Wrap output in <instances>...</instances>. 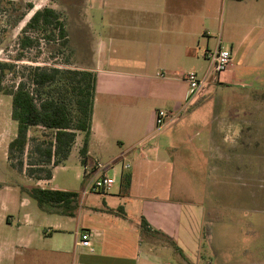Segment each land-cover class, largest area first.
<instances>
[{
	"label": "crops",
	"instance_id": "0c3cea01",
	"mask_svg": "<svg viewBox=\"0 0 264 264\" xmlns=\"http://www.w3.org/2000/svg\"><path fill=\"white\" fill-rule=\"evenodd\" d=\"M148 6L121 9L142 12V35L132 40L138 54L129 62L136 64L143 83H117L112 79L119 72L102 68L104 63L122 61H116L120 58L114 55L105 61L104 57L100 59L105 49L102 39L93 37L92 55L75 64L97 75L89 162L111 163L113 172L118 164L120 187L112 186L103 194L85 190L79 194L74 216L43 211L27 194L6 197L0 210V264H172L171 260L176 264H229L218 258L205 260L201 243L203 218L190 204L193 180L162 155L165 149L175 154L179 150L177 142L169 140L166 148L159 145L158 130L154 131L157 110L153 109L141 126L137 122L139 110L132 106L139 102L141 93L148 94L151 81L146 75L155 71L163 85L162 92L155 94L166 106L161 110L167 111L169 119L172 114H181L187 108L185 102L194 98L189 89L181 94L177 87L182 82L189 88L186 73H179L178 79L167 75L177 74L185 65L183 60L189 62V67L201 70L203 60L212 53L211 31L224 33L231 45L232 66L220 75L212 73L210 78L207 73L203 78L205 91L214 83L233 84L236 61L245 60L263 37L264 0H157ZM220 38L217 48L222 46ZM123 46L127 47L125 41ZM127 104L131 107H125ZM213 136L214 133L209 137ZM82 140L83 134L78 133L70 157L57 167L64 166L75 150L79 156ZM208 143L204 145L208 147ZM125 164H129L128 170L123 168ZM125 175L131 177L127 189ZM51 180L36 181L38 187L59 190L43 186ZM162 190L166 196H161ZM120 207L122 211L118 212ZM142 217L153 230L172 239L183 256L172 246L159 244L156 237L140 235ZM83 234L90 235L89 246L80 243Z\"/></svg>",
	"mask_w": 264,
	"mask_h": 264
},
{
	"label": "rangeland",
	"instance_id": "374dc122",
	"mask_svg": "<svg viewBox=\"0 0 264 264\" xmlns=\"http://www.w3.org/2000/svg\"><path fill=\"white\" fill-rule=\"evenodd\" d=\"M8 1L15 4L7 5ZM30 1L34 4V11L52 7L61 12L69 30L68 46L62 48L58 43L44 46L40 64L44 65L54 57V63L59 67L73 68L65 63H82L84 57L85 60L89 58L95 45L94 37L102 39L105 45L100 59L104 57L105 61L114 55V58H120L116 61H122L116 64L113 60V65L106 62L102 67L119 72L113 74L114 81L127 84L144 82L136 73L139 71L136 64L129 62L134 59L133 55L138 54L132 40L142 35V12L121 9L131 5L134 9L148 8L157 0ZM30 1L0 0V58H7L5 47L14 50L20 30L34 12L27 13L22 21L17 22ZM6 29L8 37L2 44ZM211 34V52L216 50L220 37L222 47L231 50L224 33L211 31ZM262 36L245 60L236 61L234 70L237 76L233 84L214 83L208 91L204 87L191 101L185 102L189 109L182 110L179 115L172 114L166 125L154 129L155 132L158 130L156 142L159 145L166 148L168 141L172 140L179 146L175 154L165 149L163 158L180 168V173L188 172L193 180L190 204L203 218L201 243L205 247V260L218 258L229 264H264V33ZM182 63L185 65L177 70V74L167 76L178 79L179 73L190 71L197 72L202 79L207 73L209 78L212 73L218 75L214 73L213 65L210 67L209 58L203 60L201 70L189 67V62L184 60ZM146 76L151 81L148 94L141 93L139 89L140 100L132 106L139 110L137 122L141 126L153 109L166 108L155 96L162 92V82L157 80L155 71ZM177 87L181 94L189 89L182 82ZM129 105L125 107H131ZM11 106L12 98L0 95V210L6 197L21 196L26 194L23 190L38 187L36 180L13 170L7 162V147L17 132V124L11 120ZM213 133V138L209 137ZM40 135L39 130L30 133V137ZM209 139H213L216 145ZM207 141L208 147L204 145ZM78 157L75 150L70 160L57 167L54 178L43 186L78 194L85 190L89 192V180L84 176V167ZM114 167L115 171L110 170L109 176L115 177V189L120 187L121 176L120 166ZM166 195L162 190L161 196ZM182 202L187 204V201ZM158 243L165 245L161 239ZM171 263L176 264L174 260Z\"/></svg>",
	"mask_w": 264,
	"mask_h": 264
},
{
	"label": "trees",
	"instance_id": "16d2710c",
	"mask_svg": "<svg viewBox=\"0 0 264 264\" xmlns=\"http://www.w3.org/2000/svg\"><path fill=\"white\" fill-rule=\"evenodd\" d=\"M6 4L13 6L15 3L8 1ZM33 11L34 4L30 1L17 22ZM3 32L2 44L8 37V30ZM69 42L68 25L62 13L44 7L35 10L20 30L14 50L5 47L7 58H0V95L12 98L11 120L17 124L16 136L7 147V162L13 170L37 181L52 179L53 169L70 157L78 133L83 134L79 150L81 165L84 167L90 161L96 73L79 69L73 61L65 63L73 68L59 67L54 57L44 65L39 61L46 46L58 43L65 48ZM34 130H39L41 135L30 137ZM123 177L127 189L131 177ZM23 191L46 212L55 210L74 216L78 208L79 194L76 192L41 187ZM140 235L161 239L183 256L180 247L164 233L153 230L145 217L140 221Z\"/></svg>",
	"mask_w": 264,
	"mask_h": 264
},
{
	"label": "built area",
	"instance_id": "2783aa9c",
	"mask_svg": "<svg viewBox=\"0 0 264 264\" xmlns=\"http://www.w3.org/2000/svg\"><path fill=\"white\" fill-rule=\"evenodd\" d=\"M209 59L214 67L215 73L218 75L227 71L232 66V53L222 46L209 54ZM185 80L189 84L190 97L195 96L201 91L206 84L205 79L198 76L197 72L190 71L185 74ZM169 115L167 111L158 110L155 112V126L159 128L166 125ZM129 164L123 166L124 169H129ZM112 169L111 163L104 164L100 161L88 163L84 166V176L89 180V187L92 192L100 193L109 190L115 183V177H110L108 172ZM80 243L83 246L90 245V235L83 234Z\"/></svg>",
	"mask_w": 264,
	"mask_h": 264
}]
</instances>
